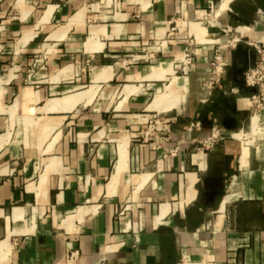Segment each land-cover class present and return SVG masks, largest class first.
Returning a JSON list of instances; mask_svg holds the SVG:
<instances>
[{
  "label": "crops",
  "instance_id": "obj_1",
  "mask_svg": "<svg viewBox=\"0 0 264 264\" xmlns=\"http://www.w3.org/2000/svg\"><path fill=\"white\" fill-rule=\"evenodd\" d=\"M259 12L264 0H0V264H264V113L249 133L244 82ZM225 25L252 30L208 91L210 45L182 70L178 36ZM154 115L168 140L144 137Z\"/></svg>",
  "mask_w": 264,
  "mask_h": 264
},
{
  "label": "built area",
  "instance_id": "obj_2",
  "mask_svg": "<svg viewBox=\"0 0 264 264\" xmlns=\"http://www.w3.org/2000/svg\"><path fill=\"white\" fill-rule=\"evenodd\" d=\"M256 24H261L264 26V14L262 12H259V17L256 20ZM176 30L177 27L175 24L167 33V39L170 43L177 39V35L175 34ZM251 30L252 28L249 26H240L237 28H231L227 25L221 26L219 28L220 36L208 42L197 40L195 37L178 36V39L183 40L186 45L183 50L182 59L179 62L178 68L185 70L186 66L192 62L195 55V51L192 49V47L201 44L210 45L212 57L210 60L209 74L205 82V89L211 91L216 85L219 84L222 78L225 63L223 53L225 49L236 45L244 38L245 32H249ZM253 45L257 51V59L254 65L249 67L244 72V82L247 87L254 89V92L251 95V103L253 107L252 110L254 116H257L258 119L261 120L264 113V39L254 42ZM87 68H90V65H88ZM170 122V119H164L158 115L152 116V118L146 122L144 137L148 138L149 136L153 135L154 132H159L162 134V140H168L169 133L167 130V125ZM222 139L223 136L219 133V130L212 131L203 139L201 143L202 150L210 149L217 141Z\"/></svg>",
  "mask_w": 264,
  "mask_h": 264
},
{
  "label": "bare ground",
  "instance_id": "obj_3",
  "mask_svg": "<svg viewBox=\"0 0 264 264\" xmlns=\"http://www.w3.org/2000/svg\"><path fill=\"white\" fill-rule=\"evenodd\" d=\"M250 126V125H249ZM255 130L257 133L259 131V124H258V117L257 116H253L252 120H251V131ZM249 131V130H248ZM247 132V131H246ZM249 132V133H250ZM249 133H246V134H249Z\"/></svg>",
  "mask_w": 264,
  "mask_h": 264
},
{
  "label": "rangeland",
  "instance_id": "obj_4",
  "mask_svg": "<svg viewBox=\"0 0 264 264\" xmlns=\"http://www.w3.org/2000/svg\"><path fill=\"white\" fill-rule=\"evenodd\" d=\"M247 33V32H246ZM250 133H256L255 130L251 131Z\"/></svg>",
  "mask_w": 264,
  "mask_h": 264
}]
</instances>
